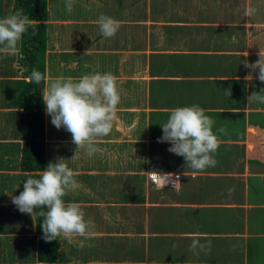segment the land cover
<instances>
[{
  "label": "crops",
  "instance_id": "obj_1",
  "mask_svg": "<svg viewBox=\"0 0 264 264\" xmlns=\"http://www.w3.org/2000/svg\"><path fill=\"white\" fill-rule=\"evenodd\" d=\"M12 1L0 0V18ZM46 1L44 74L110 72L123 92L92 157L75 155L43 103V170L65 159L81 187L64 200L94 225L83 247L46 242L11 199L29 173L18 165L22 77L17 55L0 56V264H264V104L248 103L264 82L245 67L264 62V0H75L71 13ZM101 14L120 21L114 37L101 34ZM192 105L220 140L217 164L200 173L158 142L170 110ZM149 171L179 173L178 187L154 185ZM193 239L205 249L193 252Z\"/></svg>",
  "mask_w": 264,
  "mask_h": 264
},
{
  "label": "clouds",
  "instance_id": "obj_2",
  "mask_svg": "<svg viewBox=\"0 0 264 264\" xmlns=\"http://www.w3.org/2000/svg\"><path fill=\"white\" fill-rule=\"evenodd\" d=\"M74 5L75 0H66L65 8L71 13ZM95 22L105 38L114 37L121 27L120 21L105 14L99 15ZM39 23L22 10L0 18V56L19 54L23 58L20 41L29 30L34 35ZM245 67L252 72L258 69L257 78L264 82V62L261 58L254 64L246 62ZM252 78L251 74L246 77ZM28 80L36 84L44 83L42 100L46 115L51 117V123L57 129L63 128L71 134L72 143L76 146L75 155L83 150L92 157L102 151L96 142L111 133L123 92L115 75L96 72L79 78H51L33 69ZM227 91L231 96V90ZM248 103L264 104V88L251 92ZM213 125L214 120L199 105L176 107L170 110L167 122L161 125L163 136L158 142H169L171 147L168 151L183 157L188 167L200 173L217 164L214 154L220 140L213 131ZM218 131L223 133L225 129ZM38 177L28 178L23 183V191L11 197L12 203L21 213L30 215L33 221L37 217L42 218V238L46 242L67 240L69 244L83 247L84 241L77 238H87L94 225L91 220L85 219L78 203H66L64 200L69 192L81 187L74 171L65 159L60 158L58 162H49ZM234 191V188H229L228 195L231 196ZM190 249L193 252L204 250L205 245L193 239Z\"/></svg>",
  "mask_w": 264,
  "mask_h": 264
},
{
  "label": "trees",
  "instance_id": "obj_3",
  "mask_svg": "<svg viewBox=\"0 0 264 264\" xmlns=\"http://www.w3.org/2000/svg\"><path fill=\"white\" fill-rule=\"evenodd\" d=\"M46 0H13L11 13L23 11L33 20L40 23L38 31L33 35L31 30L25 33L19 47L22 57L17 54V67L22 77L18 80L16 104L20 122V158L18 165L28 171V178H39L44 167V124L42 92L44 83L29 82L28 76L33 69L44 74V53L47 42ZM41 230L42 218H36ZM43 234V232H42Z\"/></svg>",
  "mask_w": 264,
  "mask_h": 264
},
{
  "label": "built area",
  "instance_id": "obj_4",
  "mask_svg": "<svg viewBox=\"0 0 264 264\" xmlns=\"http://www.w3.org/2000/svg\"><path fill=\"white\" fill-rule=\"evenodd\" d=\"M179 173L165 171H149L147 177L156 186L178 187Z\"/></svg>",
  "mask_w": 264,
  "mask_h": 264
}]
</instances>
